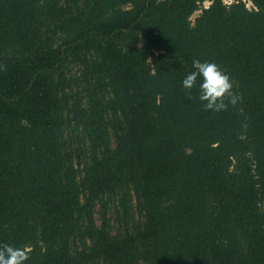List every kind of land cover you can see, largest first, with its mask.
I'll use <instances>...</instances> for the list:
<instances>
[{
	"label": "trees",
	"instance_id": "16d2710c",
	"mask_svg": "<svg viewBox=\"0 0 264 264\" xmlns=\"http://www.w3.org/2000/svg\"><path fill=\"white\" fill-rule=\"evenodd\" d=\"M246 1L0 0V245L26 264H264V0ZM194 59L234 107L182 88ZM119 192L135 206L111 236L93 214Z\"/></svg>",
	"mask_w": 264,
	"mask_h": 264
},
{
	"label": "clouds",
	"instance_id": "9594fccd",
	"mask_svg": "<svg viewBox=\"0 0 264 264\" xmlns=\"http://www.w3.org/2000/svg\"><path fill=\"white\" fill-rule=\"evenodd\" d=\"M192 68L193 71L183 79L182 88L187 91L197 88L198 100L204 111L220 113L237 104L239 97L233 91V82L219 65L194 59ZM198 80L201 82L197 86ZM30 253L31 249L27 246L0 245V264H26Z\"/></svg>",
	"mask_w": 264,
	"mask_h": 264
},
{
	"label": "rangeland",
	"instance_id": "374dc122",
	"mask_svg": "<svg viewBox=\"0 0 264 264\" xmlns=\"http://www.w3.org/2000/svg\"><path fill=\"white\" fill-rule=\"evenodd\" d=\"M225 2H229V0H224ZM245 3L247 4V6L249 7L250 5L247 3V1L245 0ZM204 7L208 6V3L205 2L203 4ZM199 12L194 13V15L192 16L191 20H193V18H195V16L198 15ZM79 72V67H74V66H69L68 68V72L66 70L67 75H70L71 73H78ZM83 103L85 104V101H83ZM84 159L86 160V158L84 157ZM84 161V160H83ZM82 163V161H81ZM125 195L124 192H119L117 194V196L114 197V202L112 201H107L105 203L104 208H101L99 204L96 205L95 207V212L93 214V220L96 226H100L101 223L103 222L102 220V216L105 217L107 219V223L109 225V228H107L109 234L111 236H114L117 233V230L120 229V223H118V217L119 215H115V207L118 205V209H119V213L120 215H122L123 211L122 210H126L129 211L134 208L135 206V196L133 193H131V196L125 197L123 201H121L122 197ZM131 202V203H130ZM137 215V214H135ZM78 244V243H77ZM88 245V244H87ZM80 248V246H79Z\"/></svg>",
	"mask_w": 264,
	"mask_h": 264
}]
</instances>
